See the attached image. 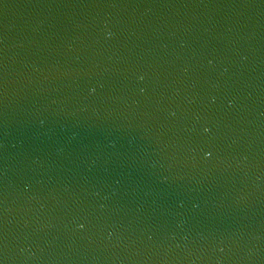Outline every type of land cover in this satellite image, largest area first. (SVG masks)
I'll return each mask as SVG.
<instances>
[{"label": "water", "instance_id": "water-1", "mask_svg": "<svg viewBox=\"0 0 264 264\" xmlns=\"http://www.w3.org/2000/svg\"><path fill=\"white\" fill-rule=\"evenodd\" d=\"M0 261L264 264V0H0Z\"/></svg>", "mask_w": 264, "mask_h": 264}, {"label": "clouds", "instance_id": "clouds-1", "mask_svg": "<svg viewBox=\"0 0 264 264\" xmlns=\"http://www.w3.org/2000/svg\"><path fill=\"white\" fill-rule=\"evenodd\" d=\"M205 155H207V153H205ZM83 225H79L78 227H82Z\"/></svg>", "mask_w": 264, "mask_h": 264}, {"label": "snow or ice", "instance_id": "snow-or-ice-1", "mask_svg": "<svg viewBox=\"0 0 264 264\" xmlns=\"http://www.w3.org/2000/svg\"><path fill=\"white\" fill-rule=\"evenodd\" d=\"M205 131H207V129H205ZM0 264H2V261H0Z\"/></svg>", "mask_w": 264, "mask_h": 264}]
</instances>
